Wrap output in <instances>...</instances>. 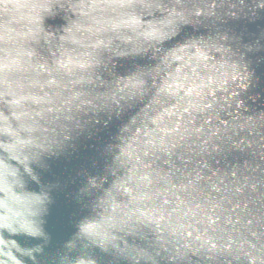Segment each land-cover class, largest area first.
<instances>
[{"label": "water", "instance_id": "95a60500", "mask_svg": "<svg viewBox=\"0 0 264 264\" xmlns=\"http://www.w3.org/2000/svg\"><path fill=\"white\" fill-rule=\"evenodd\" d=\"M264 264V0H0V264Z\"/></svg>", "mask_w": 264, "mask_h": 264}, {"label": "clouds", "instance_id": "9594fccd", "mask_svg": "<svg viewBox=\"0 0 264 264\" xmlns=\"http://www.w3.org/2000/svg\"><path fill=\"white\" fill-rule=\"evenodd\" d=\"M18 264H19V262H18Z\"/></svg>", "mask_w": 264, "mask_h": 264}]
</instances>
